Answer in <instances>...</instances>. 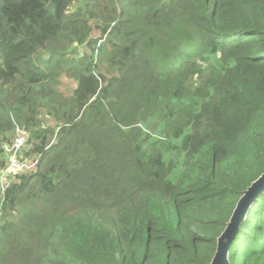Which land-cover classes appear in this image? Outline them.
I'll list each match as a JSON object with an SVG mask.
<instances>
[{"label":"trees","instance_id":"trees-1","mask_svg":"<svg viewBox=\"0 0 264 264\" xmlns=\"http://www.w3.org/2000/svg\"><path fill=\"white\" fill-rule=\"evenodd\" d=\"M6 172L0 264H210L264 173V0H0Z\"/></svg>","mask_w":264,"mask_h":264},{"label":"water","instance_id":"water-1","mask_svg":"<svg viewBox=\"0 0 264 264\" xmlns=\"http://www.w3.org/2000/svg\"><path fill=\"white\" fill-rule=\"evenodd\" d=\"M264 194V173L254 181L239 199L226 228L217 240L216 253L210 264H230L231 246L241 231L250 209Z\"/></svg>","mask_w":264,"mask_h":264},{"label":"built area","instance_id":"built-area-1","mask_svg":"<svg viewBox=\"0 0 264 264\" xmlns=\"http://www.w3.org/2000/svg\"><path fill=\"white\" fill-rule=\"evenodd\" d=\"M27 142V137L25 136V133L18 135L17 139L15 140V143L13 146H7L6 151L11 154L9 158V165L8 170L10 172H18L22 169L23 165L18 160V153L19 149ZM6 172L5 174H7Z\"/></svg>","mask_w":264,"mask_h":264},{"label":"rangeland","instance_id":"rangeland-1","mask_svg":"<svg viewBox=\"0 0 264 264\" xmlns=\"http://www.w3.org/2000/svg\"><path fill=\"white\" fill-rule=\"evenodd\" d=\"M47 122H48V123H52L51 120L48 119V118H47ZM8 160H9V158H8ZM29 168H31V167H29ZM9 176H10V175H8V174H4V173H1V174H0V188H1V189L4 187V185H5V183H6V181H7V179H8Z\"/></svg>","mask_w":264,"mask_h":264}]
</instances>
